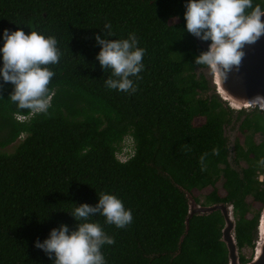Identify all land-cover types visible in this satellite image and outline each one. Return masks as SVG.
<instances>
[{
	"label": "trees",
	"instance_id": "16d2710c",
	"mask_svg": "<svg viewBox=\"0 0 264 264\" xmlns=\"http://www.w3.org/2000/svg\"><path fill=\"white\" fill-rule=\"evenodd\" d=\"M185 2L0 0V31L53 35L60 50L48 66L55 73L48 114L18 108L12 84L0 80V147L21 139L13 151L0 150V264H52L34 241L61 223L74 229V205H94L102 192L132 215L123 228L90 217L114 239L101 248L106 264H228L220 210L193 215L180 243L185 191L202 203L198 192L208 186L203 204H233L238 246L254 247L264 205V112L232 109L215 91L207 66L195 63L206 50L185 28ZM105 21L114 34L107 39L133 32L145 49L135 92L103 84L110 70L95 58L94 34L103 35ZM237 123L243 139L232 145L226 128ZM128 136L135 151L122 162L116 153Z\"/></svg>",
	"mask_w": 264,
	"mask_h": 264
},
{
	"label": "clouds",
	"instance_id": "9594fccd",
	"mask_svg": "<svg viewBox=\"0 0 264 264\" xmlns=\"http://www.w3.org/2000/svg\"><path fill=\"white\" fill-rule=\"evenodd\" d=\"M262 14L264 0H186L183 12L186 30L201 41H209L207 50L194 57L195 63L207 66L222 81L233 66H239L244 55L243 45L255 42L264 34ZM101 31L103 35L94 34L100 46L95 58L102 69L110 70V75L103 80L104 86L135 92L132 77L139 79L145 49L138 46L133 32L126 38L107 39L114 37L107 21ZM0 41H3L0 43V80L12 84L9 99L18 108L33 114H48L51 107L48 85L55 75L48 66L55 65L60 57L56 37L33 29L26 34L18 27L14 31H0ZM124 144L128 160L135 151L132 137H126ZM260 162L264 163V158ZM70 214L78 222L74 229L61 223L51 228L42 241H34L35 247L52 258V264H106L101 248L113 244L114 239L90 217L102 216L106 224L117 228L132 222L131 209L109 192L100 193L94 205H74Z\"/></svg>",
	"mask_w": 264,
	"mask_h": 264
},
{
	"label": "water",
	"instance_id": "95a60500",
	"mask_svg": "<svg viewBox=\"0 0 264 264\" xmlns=\"http://www.w3.org/2000/svg\"><path fill=\"white\" fill-rule=\"evenodd\" d=\"M264 21V14L261 15ZM200 44L207 50V45L199 39ZM244 55L239 66H233L220 81L216 74L208 67L211 75V85L232 109L259 108L264 112V34L255 42L243 45ZM188 198V215L185 220V233L180 238L184 239L189 229V220L195 214H208L216 210L222 213L225 224L222 228L221 240L226 244L228 264H264V205L260 211L257 233L251 259L242 262L240 248L236 239V220L233 204L213 203L203 204L198 202L189 191H185Z\"/></svg>",
	"mask_w": 264,
	"mask_h": 264
},
{
	"label": "rangeland",
	"instance_id": "374dc122",
	"mask_svg": "<svg viewBox=\"0 0 264 264\" xmlns=\"http://www.w3.org/2000/svg\"><path fill=\"white\" fill-rule=\"evenodd\" d=\"M202 72L205 74L206 78H207V79L210 81V83H211V79H212V78H211L210 73L207 71V68L202 69ZM210 93H211V92H210ZM258 109H259V108H258ZM201 121H202V119H200V118H197V119L195 120L196 123H200ZM238 125H239V123H237V125H235V127H233L232 129H230V128H226V134L229 135L230 140H231V144H232V145L234 144L235 139H236L238 136L241 137V139H243V136L239 133ZM255 139H256V142H257V141H260V140L262 139V134H261V133L256 134ZM20 140H21V139L18 138V140L15 141L14 143H12V144H10V145L4 147V148H1V147H0V150L7 151V152H11V151L14 150L15 145H16ZM230 161H232L231 158H230ZM241 165H242V166H245L246 163H245L244 161H242V162H241ZM221 183H222V180L218 181V182H217V185L220 186ZM211 190H212V187H211V186H208V187H206V188H204V189H202L201 191L198 192L199 198H200V200H201L202 203L204 202V198H203L204 195L207 194L208 192H210ZM190 193H191V192H190ZM191 194H192V193H191ZM192 196L194 197L193 194H192ZM194 198H195V197H194ZM250 199H251V197H249V200H250ZM256 233H257V232H256ZM255 238H256V234H255ZM253 249H254L253 247L245 246V247H243V248L240 250V253H241L242 255H244V256L249 260V259H251L252 255H253Z\"/></svg>",
	"mask_w": 264,
	"mask_h": 264
},
{
	"label": "built area",
	"instance_id": "2783aa9c",
	"mask_svg": "<svg viewBox=\"0 0 264 264\" xmlns=\"http://www.w3.org/2000/svg\"><path fill=\"white\" fill-rule=\"evenodd\" d=\"M28 117H29V116H25V115L17 114V119H19V120H24V119H26V118H28ZM123 146H124V145H123ZM125 151H126V148L123 147L122 150H120V151H118V152L116 153L117 158H118L120 161H122V162H124V161L127 160V156H126V152H125ZM258 178H259L260 181H262V180L264 179V173L260 172Z\"/></svg>",
	"mask_w": 264,
	"mask_h": 264
}]
</instances>
